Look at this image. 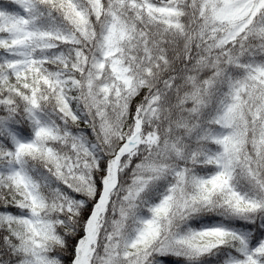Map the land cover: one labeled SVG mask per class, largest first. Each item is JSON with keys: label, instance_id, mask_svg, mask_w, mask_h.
Segmentation results:
<instances>
[{"label": "snow or ice", "instance_id": "1", "mask_svg": "<svg viewBox=\"0 0 264 264\" xmlns=\"http://www.w3.org/2000/svg\"><path fill=\"white\" fill-rule=\"evenodd\" d=\"M0 264H264V0H0Z\"/></svg>", "mask_w": 264, "mask_h": 264}]
</instances>
